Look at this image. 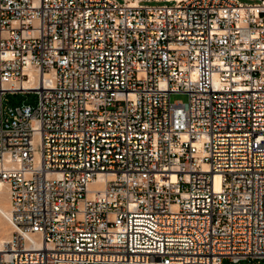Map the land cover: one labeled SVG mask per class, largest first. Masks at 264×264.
<instances>
[{"label": "built area", "instance_id": "1", "mask_svg": "<svg viewBox=\"0 0 264 264\" xmlns=\"http://www.w3.org/2000/svg\"><path fill=\"white\" fill-rule=\"evenodd\" d=\"M0 179V264H260L264 0H0Z\"/></svg>", "mask_w": 264, "mask_h": 264}, {"label": "rangeland", "instance_id": "2", "mask_svg": "<svg viewBox=\"0 0 264 264\" xmlns=\"http://www.w3.org/2000/svg\"><path fill=\"white\" fill-rule=\"evenodd\" d=\"M188 99V94L184 92H176V93H171V100H182V101H187ZM39 102V94L36 91H28V92H16V93H8L5 97V105L8 106H17L23 103H29L33 107H36ZM8 191V185H7V190ZM8 193V192H7ZM6 195V193L4 192ZM4 195V196H5ZM7 222H5L6 224ZM9 223L6 224V227L8 226ZM8 230V235L10 236L12 227L9 226L7 227ZM247 262L246 260L243 261V263ZM260 264H264V260L261 261Z\"/></svg>", "mask_w": 264, "mask_h": 264}, {"label": "bare ground", "instance_id": "3", "mask_svg": "<svg viewBox=\"0 0 264 264\" xmlns=\"http://www.w3.org/2000/svg\"><path fill=\"white\" fill-rule=\"evenodd\" d=\"M34 83H35L34 77H31V80L28 81L25 80L22 84L25 87H28ZM7 185H8V191H7L8 193L5 191V189L7 190ZM4 192L6 193V195L4 194ZM10 215H11V201L9 197V184L7 181L0 179V245L10 237L8 235L9 229H7V227L10 224L9 223ZM5 222L9 223L7 227H6L7 223L5 224Z\"/></svg>", "mask_w": 264, "mask_h": 264}]
</instances>
